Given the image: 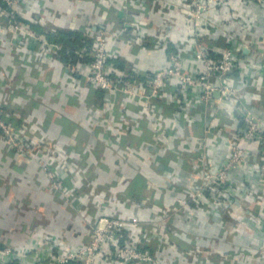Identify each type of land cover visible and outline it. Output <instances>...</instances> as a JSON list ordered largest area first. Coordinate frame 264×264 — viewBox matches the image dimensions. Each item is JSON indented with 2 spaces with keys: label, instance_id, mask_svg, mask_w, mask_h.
I'll return each instance as SVG.
<instances>
[{
  "label": "built area",
  "instance_id": "1",
  "mask_svg": "<svg viewBox=\"0 0 264 264\" xmlns=\"http://www.w3.org/2000/svg\"><path fill=\"white\" fill-rule=\"evenodd\" d=\"M24 1L0 0V58L9 64L7 67L25 65L23 82L33 84L28 79L31 71H55L58 66L69 75L71 82L83 75L95 89L109 96L112 115L119 127L115 142H111L112 147L125 150L122 147L128 135L139 134L137 122L146 117L153 126L155 137L144 143L147 145L145 151L152 154L158 148L181 157L172 144L177 139H184L197 151L194 160L198 164L191 185L170 180V187L179 194L173 204L143 201L145 206L156 211L160 220L136 215H107L118 199V191L111 186L98 187L89 183L88 175L79 164L87 154L86 147L78 151L47 136L36 138L41 121L36 124L25 117L23 124L14 127L6 121L0 106V136L5 145L15 150L19 157L37 162L48 177L50 190L59 192L69 203H80V213L88 217L92 234L88 244L69 249L60 247L62 244L45 235L39 239L29 262L23 252L0 242V264H217L222 260H226V264H264V244H258L257 236L259 232L264 237V192L257 188L264 183V115L247 103L248 94H252L254 100H259L261 95L257 93L255 77L251 76L245 82L239 73L242 64L251 66L252 63H246L240 47L230 45V36L222 33V23L214 20L216 14L237 18L240 8L235 5V0H122V4L117 0H105L108 10L123 17V24L118 31L107 28V25L95 32L88 27L83 29L88 39L86 45L76 52L80 58L77 63L61 60L62 45L34 28L36 23L45 26L47 17L35 14L32 6L25 5ZM246 1L255 3L260 11H264V0ZM157 9L161 13L182 14L187 21L189 40L181 44V51L171 54L169 65L163 69L143 72L136 68L131 71L120 68L117 64L119 53L110 47L111 40L131 46L139 56L146 50L169 46V39L157 38L153 26L142 20L152 19ZM187 47L188 52L185 51ZM188 58L198 65L197 74L185 71L184 61ZM191 90L198 92L200 97ZM216 94L219 101L232 106L236 120L242 124L239 132L227 136L219 133L211 123L205 125L201 136H196L193 128L188 127L174 132L162 106L156 103L170 101L173 97L171 101L178 106L184 105L187 112V104L204 102L211 108L207 117L210 118ZM118 97L121 98L120 107L116 103ZM136 103L138 111L134 107ZM118 112L121 113L119 120L115 117ZM110 126L109 119L99 118L95 130L103 140H111ZM227 140L230 141V157L215 172L209 162L211 144H222ZM243 140L259 144L261 148L256 156L242 147ZM126 149L129 155H133L130 147ZM242 168L256 170L261 182L256 187L251 185L248 190H239L228 200L226 191L234 185L232 174ZM68 179L71 181L69 185L66 184ZM207 192L212 193L210 199L201 201ZM246 201L251 203L250 207ZM190 203L204 209L201 215L193 216L194 209L186 211ZM215 211L224 217L223 227L225 217L230 218L225 233L246 237L253 246L228 251L211 244L202 246L194 235L183 236L170 222L173 216L182 221H185L183 217L191 221H211L215 218Z\"/></svg>",
  "mask_w": 264,
  "mask_h": 264
},
{
  "label": "crops",
  "instance_id": "2",
  "mask_svg": "<svg viewBox=\"0 0 264 264\" xmlns=\"http://www.w3.org/2000/svg\"><path fill=\"white\" fill-rule=\"evenodd\" d=\"M24 2L25 5L32 6L35 14L47 17L48 22L45 26L35 24L42 26L43 29L39 32L45 34L53 33L58 29L80 32L87 29L86 27L95 32L103 29L104 25L118 31L123 24V17H119L114 10H108L104 4L105 0H25ZM117 2L122 4L123 1L117 0ZM235 5L240 8L237 18L216 14L214 20L222 23L220 25L222 33L230 36V45L234 48L240 47L246 63H252L251 66L242 64L239 73L245 82L249 81L251 76L255 77L258 85L257 93L261 98L254 100L253 95L248 94L247 103L256 112L264 115L262 86L264 11H260L255 3L246 0H235ZM155 11L152 19L142 20L153 26L157 38L169 39V46L146 50L139 56L131 46L119 40H111L110 47L117 49L119 53L117 64L125 67L123 69L128 68V71H131L132 68H136L143 72L163 69L169 65L171 54L181 51V44L189 40L187 21L182 14L161 13L158 9ZM252 49L253 53H251ZM185 51L188 52V47ZM184 55L187 57L186 53ZM184 62L186 72L197 74L196 63H191L189 58ZM8 65L0 58V106L6 121L17 127L23 124L25 114H28L26 117L31 122L34 120L38 124L41 121L40 129L36 131L34 137L47 136L62 142L66 148H75L78 151L86 147L87 154L79 160V164L88 175L89 183L98 187L111 186L118 191V199L113 202L107 215L119 217L136 215L143 219L160 220L156 211L145 206L143 201L134 202L123 197L131 195L136 182H142L145 184L148 201L173 204L179 198V194L170 187V180H176L182 185L193 183V172L198 164L194 159H197L198 153L184 139H177L172 144V148L179 152L181 157L158 148L154 153H148L145 151L147 145L144 143L153 140L155 131L147 118L142 117L137 122L140 133L130 134L125 140L126 142L129 139L132 144L123 143L122 148L125 150L114 148L111 142H115L119 127L112 115L113 106L110 104L109 96L95 89L85 76L79 75L71 82L69 75L58 66L55 71L29 72L28 79L33 82L30 84L23 82L26 70L23 63L16 67H7ZM190 92L200 97L198 92L192 90ZM173 99L170 97V101L160 100L156 103L162 106V112L167 120L171 121L174 132L188 127L193 128L196 136H201L205 125L211 123L219 133L229 136L242 128V124L236 120L232 106L228 102L219 101L218 96L213 103V113L210 118H207L211 113L208 104L204 102L187 104L186 112L185 106L176 105L171 101ZM116 103L120 107L121 98H116ZM138 106L137 103L134 105L137 111ZM120 115L121 113L118 112L115 117L119 120ZM100 117H105L111 122L109 141L103 140L95 130L99 125ZM45 121L49 122V127H42ZM141 137H148L149 140L140 143ZM80 144L81 149H78ZM241 145L253 152L254 156L261 148L259 144L247 140H243ZM229 146V140L222 144H211L209 162L215 172L229 159ZM126 147L132 149L134 156L128 154ZM37 151L38 149H35V152ZM232 180L234 185L226 191L228 200H231L239 190H248L251 185L256 187L261 182L256 170L246 168L233 173ZM69 181L70 179L66 180L67 185ZM260 186L261 188L257 187L258 190L262 189L264 192V183ZM211 195V192H207L201 201L207 200ZM246 204L250 207L251 203L246 201ZM193 209L195 217L204 211L196 208L193 203L186 207L187 212ZM183 219L185 221L173 216L170 222L183 236L194 235L202 246L211 244L215 248L228 251L250 244V240L246 237H234L225 233L224 217L217 211L211 221H191L185 217ZM45 235H50L58 244H62L60 247L67 246L68 249L84 246L92 238L89 219L80 213V203H69L59 192L50 190L48 177L41 171L40 165L35 160L19 157L15 150L5 145L0 136V242L23 252L27 257L26 261L29 262L34 254L33 250L38 247L39 239ZM257 236L258 244L263 245L262 233L258 232ZM257 247L255 245V248ZM222 263L226 264V260L217 264Z\"/></svg>",
  "mask_w": 264,
  "mask_h": 264
},
{
  "label": "trees",
  "instance_id": "3",
  "mask_svg": "<svg viewBox=\"0 0 264 264\" xmlns=\"http://www.w3.org/2000/svg\"><path fill=\"white\" fill-rule=\"evenodd\" d=\"M34 28L38 31H42L43 27L40 25H34ZM50 40L57 42L58 44H61L63 49L60 53V58L61 60L65 61V62H73V63H77L80 61V58L77 55V51L82 47L86 45V41H87V37L85 35L84 30L80 31V32H74V31H68V30H64V29H58L53 33H48L46 34ZM120 68H125L122 66H119ZM28 114H25V117ZM13 119V118H11ZM14 120V119H13ZM16 122V120H15ZM49 127V122L42 123V127ZM148 137H141L139 139V142L142 143L143 141H148ZM126 145H130L132 144L131 141H129V139L125 142ZM78 149H81V144L80 147H78ZM131 182H133L131 180ZM131 199L134 202H142L144 200H146V195H145V184H143L142 182H136L134 184V188L133 191H131V195L129 196H125L123 197V199ZM149 204L152 203V201H148ZM225 229L226 227L229 225L230 223V218L229 217H225ZM224 229V232H225ZM234 236V235H233ZM195 237V236H194ZM193 237V238H194ZM234 237H240V236H234ZM196 238V237H195ZM194 238V239H195ZM198 240V238H197ZM199 241V240H198Z\"/></svg>",
  "mask_w": 264,
  "mask_h": 264
},
{
  "label": "rangeland",
  "instance_id": "4",
  "mask_svg": "<svg viewBox=\"0 0 264 264\" xmlns=\"http://www.w3.org/2000/svg\"><path fill=\"white\" fill-rule=\"evenodd\" d=\"M248 246H253V243H252V242H250V244H249ZM245 247H247V246H245Z\"/></svg>",
  "mask_w": 264,
  "mask_h": 264
},
{
  "label": "water",
  "instance_id": "5",
  "mask_svg": "<svg viewBox=\"0 0 264 264\" xmlns=\"http://www.w3.org/2000/svg\"><path fill=\"white\" fill-rule=\"evenodd\" d=\"M216 96H218V94H216Z\"/></svg>",
  "mask_w": 264,
  "mask_h": 264
}]
</instances>
